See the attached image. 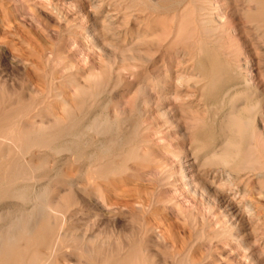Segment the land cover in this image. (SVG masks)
Listing matches in <instances>:
<instances>
[{
    "label": "rangeland",
    "instance_id": "1",
    "mask_svg": "<svg viewBox=\"0 0 264 264\" xmlns=\"http://www.w3.org/2000/svg\"><path fill=\"white\" fill-rule=\"evenodd\" d=\"M261 10L264 0H0V131L40 146L22 159L2 146L0 181L49 199L55 213L37 205L34 217L42 241L61 225L57 264H264V113L240 180L202 166L199 147L189 181L178 154L226 113L210 111L225 95L258 91L264 112ZM32 208L1 199L0 217Z\"/></svg>",
    "mask_w": 264,
    "mask_h": 264
},
{
    "label": "bare ground",
    "instance_id": "2",
    "mask_svg": "<svg viewBox=\"0 0 264 264\" xmlns=\"http://www.w3.org/2000/svg\"><path fill=\"white\" fill-rule=\"evenodd\" d=\"M211 63L212 67L210 66V72L214 75L218 74L219 70L217 69L219 66L216 64L214 65L213 62ZM201 65L202 66H198L203 69L204 65ZM243 74V72L239 73L238 78H243ZM262 97L263 96L258 91H245L232 96L229 94L225 95L222 99H220L219 103L210 106V111L214 113H220V109L223 107L224 109L227 107L228 110L223 116H217L218 114L213 115L212 113L214 117L213 119L212 117L210 118L212 120H210L209 128L207 130H202L204 132L201 133L200 136H198L197 133L194 135L192 141L193 143L190 146V153H188L190 154L189 156L184 155L187 154L184 149L182 152L178 153L180 154L179 158L182 165L180 169L182 177L188 178L189 181H191L194 179V176L198 175L199 169H197L198 167L196 168V164L199 161V154L201 153V150H198L199 147H201L199 149L206 148L210 151L202 166H208L210 169H214L216 171H229L230 173H234L239 180L242 178V175H240L242 171L251 170L256 163V157L254 156V151L256 152L255 149H257L256 144L258 143L256 142V136L259 133V121L263 117L262 115L264 113ZM19 122V124L23 125L22 128L24 129V119L21 118ZM27 125H29V123H27ZM107 125L106 121L102 122L98 125L97 130L103 134L107 129ZM23 131L21 130L18 134H6L0 131V152L3 151V147L6 146L7 154H17V157L22 159L25 154H31L32 149L40 147L37 144L36 139L32 138V135H25ZM61 131H63V128L57 130V132ZM216 135L217 138L215 137ZM215 139L217 141L211 142ZM101 146H103V144H101ZM68 151L70 150H67V152ZM188 157H190L189 160L187 159ZM9 160L10 161L7 162V171L10 169V166H14L17 163L15 162V159L13 161L9 158ZM25 178L26 180H32L33 176L29 175L28 177L25 176ZM19 179L21 178L9 181H5L6 178L5 180L1 179L0 200L13 197L21 200L22 202L30 203L33 208L31 211L26 213L18 211L7 218L0 217V220L4 222V224L0 226V264H57V255L62 248L63 234L60 232L61 225L55 226V233H52L51 231L50 235L48 234L46 237V240H43L48 243V255L41 256L39 250L37 249L38 245L43 242L42 239L44 238V234L41 233L42 223L38 217L46 214L53 215L55 213V209L46 196L41 198L39 204L36 203L35 198L33 195L31 196L28 189L11 194L8 187ZM243 197H245V193L243 194ZM225 203L226 204L225 207H223L222 213H224V216L230 222L231 227H239L238 217L241 213L239 205L234 203L231 199H227ZM37 205H39L41 210V216H38V219L34 217L35 207ZM249 212L251 214V208L249 209ZM260 235L259 240L264 241L262 233ZM253 242L255 243V241Z\"/></svg>",
    "mask_w": 264,
    "mask_h": 264
}]
</instances>
